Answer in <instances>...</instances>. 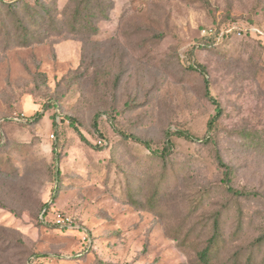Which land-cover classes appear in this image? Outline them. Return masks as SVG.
I'll return each mask as SVG.
<instances>
[{"label":"rangeland","instance_id":"1","mask_svg":"<svg viewBox=\"0 0 264 264\" xmlns=\"http://www.w3.org/2000/svg\"><path fill=\"white\" fill-rule=\"evenodd\" d=\"M178 129L215 143L127 137ZM33 255L264 264V0H0V264Z\"/></svg>","mask_w":264,"mask_h":264},{"label":"trees","instance_id":"2","mask_svg":"<svg viewBox=\"0 0 264 264\" xmlns=\"http://www.w3.org/2000/svg\"><path fill=\"white\" fill-rule=\"evenodd\" d=\"M221 31L222 30H220L219 28H216L214 30L213 34L204 36V38L200 40L198 46L199 47H203V46L205 47V46H212V45L216 44L217 38H218V36H220ZM225 35L226 34H224L221 38H223ZM190 68L193 70L199 71L201 74H203L205 76V80H204L205 81V96L215 106L216 113L208 121V130L210 131L212 128H214V126L216 125L220 116L222 115V107H221V104H220L219 100L217 99V97H215L212 94V91L210 88V82H209V79L207 78L206 68L200 64L199 65L198 64L197 65L191 64ZM41 117H42L41 113L37 112L36 115L34 116V119L36 120V119H39ZM68 118L71 120V125L74 127V129L81 135V131H80L79 127L76 125V121L74 119H72L71 117H68ZM94 126H95V128L98 127L97 120H95ZM175 136L179 137V138H183L187 141L215 143V138L212 135L208 134L206 137L201 138L197 134L193 133L190 129H178V130L173 131V132L168 130L167 134H166L167 140H166V143H165V146L163 149H159V148L153 149L151 141L142 139V138L137 137L135 135H130L127 137L132 138L136 142H139L142 145H144L146 148L153 150L152 152L155 155L160 156V157H167L168 155H170L173 148L175 147V140H174ZM216 158L218 161V165L224 169L225 178L223 179V181L225 184H227V186H226L227 190L229 192H231L232 194H235L238 196H244L245 197V196L251 195L252 194L251 192L235 189L230 184V182H231L230 175L232 173V168L224 161L222 155L220 154V152L218 150L216 151ZM45 206L47 207L48 204H45ZM52 215L53 214H50V213H48L47 210H45L44 213L42 214L41 219L47 223H52V218H51ZM207 253H208V248L204 251V253H202V257L204 258ZM36 256L39 257L40 255H36Z\"/></svg>","mask_w":264,"mask_h":264},{"label":"built area","instance_id":"3","mask_svg":"<svg viewBox=\"0 0 264 264\" xmlns=\"http://www.w3.org/2000/svg\"><path fill=\"white\" fill-rule=\"evenodd\" d=\"M99 143L102 144V141L100 140ZM51 218H52V223L58 227L70 228L74 225L73 218L68 214L55 213L52 215ZM27 264H53V262L50 259L44 257H37L36 255H33L29 257Z\"/></svg>","mask_w":264,"mask_h":264}]
</instances>
